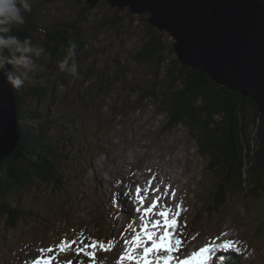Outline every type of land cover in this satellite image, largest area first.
Returning <instances> with one entry per match:
<instances>
[{
    "label": "rangeland",
    "instance_id": "374dc122",
    "mask_svg": "<svg viewBox=\"0 0 264 264\" xmlns=\"http://www.w3.org/2000/svg\"><path fill=\"white\" fill-rule=\"evenodd\" d=\"M31 3L25 18L33 24V43L42 44L48 31L74 22L85 45L75 57L79 78L62 73L49 60L37 77L42 81L37 83L47 86L45 97L24 101L20 124L40 122V116L28 117L34 107L57 124L48 130L47 139L58 154L67 153L66 179L55 187L34 181L17 197L16 208L26 213L7 227L0 219V264H33L42 255L51 257L50 264H89L86 253L92 249L85 245L104 243L108 235L119 237L124 226L142 217L131 190L139 188L142 197L151 199L160 185L157 180L164 182L169 198L160 211L179 212L175 236L181 244L174 254L186 256L210 247L226 256L231 249L221 245L232 242L241 254L239 264H264V186L253 196L245 193L250 188L246 181L245 191L228 196L220 214L209 212L215 178L204 168L207 159L198 153L185 124H166L160 101L179 73L174 38L160 31V61L135 59L143 43L159 31L147 22L146 13L133 15L104 1L93 7L86 0ZM152 86L154 94L145 95ZM256 134L251 124L247 136L254 148ZM135 177L141 187L135 186ZM124 200H130V212ZM59 241L65 242L70 256L59 253ZM49 248L51 253L40 251ZM80 249L84 251L78 253ZM100 250H94L95 256ZM217 258L213 255L206 264H219Z\"/></svg>",
    "mask_w": 264,
    "mask_h": 264
},
{
    "label": "trees",
    "instance_id": "16d2710c",
    "mask_svg": "<svg viewBox=\"0 0 264 264\" xmlns=\"http://www.w3.org/2000/svg\"><path fill=\"white\" fill-rule=\"evenodd\" d=\"M32 26L29 18L24 26L18 31L14 29V32L21 39L31 38ZM77 26L74 22H67L46 33L42 44L51 53L50 61L57 64L63 59L68 41L76 43V55L83 50L85 42ZM161 34L160 31H154L134 58L149 62L156 57L160 61L164 49ZM178 64L175 60L178 76L174 74L169 84L170 90L163 96L159 106L166 115L169 127L186 125L189 135L196 142L198 153L207 159L204 168L215 178L209 191L211 199L207 202L208 211L220 214L228 196L245 191L246 181L250 188L245 193L255 196L263 189L264 114L256 110L252 99L217 85L198 69ZM13 91L19 123L24 118L22 107L25 99L33 97L41 101L46 95L47 86L36 83ZM144 94H154V86ZM38 111L37 107L32 108L28 117L32 114L40 116V122L32 125L19 123L17 145L12 153L0 161V219L4 218L6 227L12 225L17 217L24 218L26 211L16 208L15 204L17 197L29 184L38 181L55 187L66 179L67 153L58 154L47 139L48 130L57 124ZM248 113H251L250 119L247 118ZM251 124L256 127L257 148L247 136ZM239 259L240 251L232 248L229 255L224 257L223 264L239 262Z\"/></svg>",
    "mask_w": 264,
    "mask_h": 264
},
{
    "label": "water",
    "instance_id": "95a60500",
    "mask_svg": "<svg viewBox=\"0 0 264 264\" xmlns=\"http://www.w3.org/2000/svg\"><path fill=\"white\" fill-rule=\"evenodd\" d=\"M99 1L146 13L150 25L174 38L181 65L252 99L264 114V0H86L89 7ZM19 135L16 96L0 73V161L14 151Z\"/></svg>",
    "mask_w": 264,
    "mask_h": 264
},
{
    "label": "clouds",
    "instance_id": "9594fccd",
    "mask_svg": "<svg viewBox=\"0 0 264 264\" xmlns=\"http://www.w3.org/2000/svg\"><path fill=\"white\" fill-rule=\"evenodd\" d=\"M31 11V0H0V73L14 90H19L25 84L42 82L37 77L46 71L45 64L52 58L43 44L33 43L29 37L21 39L14 32V29L18 31L26 24L25 13ZM40 31L43 32V29ZM76 47L75 42L68 41L66 54L57 62V66L62 73L79 78Z\"/></svg>",
    "mask_w": 264,
    "mask_h": 264
},
{
    "label": "snow or ice",
    "instance_id": "6c2138e0",
    "mask_svg": "<svg viewBox=\"0 0 264 264\" xmlns=\"http://www.w3.org/2000/svg\"><path fill=\"white\" fill-rule=\"evenodd\" d=\"M136 195L138 203L143 205L145 198L141 196V189L137 188ZM159 199V197H156L152 200L149 206L143 209V215L141 219L143 220L144 217H148L153 214L160 217L161 219L144 222L141 226L140 234H133L130 241H125V245L128 247H126L125 253L120 256L117 264H122L125 259L130 262H134V264H172L174 260L173 253L179 251L181 244L180 239L176 238L175 236V229L178 227L177 217L179 216V212L171 209H165L163 211L156 212L155 210L158 207ZM177 208H179V205H177ZM137 211L139 212L140 209L138 208ZM149 227H151V231H149ZM157 229H161V231L158 233L156 231ZM148 242H150V246H147ZM113 246L114 245L111 241L108 242L107 246L103 242L91 241L85 245V247L92 249V251H88L86 254L90 259L95 261L94 250L97 247H99L101 250L108 251ZM68 247H71V245H68ZM141 247V254H133L137 249H141ZM58 248L60 251H65V242L61 241L58 245ZM221 248L225 250L232 249L233 244L232 242H226L221 245ZM40 251L42 254L45 251L51 253L53 249H41ZM81 251H84V249L78 250V253ZM162 252H166L167 255H160L159 253ZM153 253H156L155 261L149 259ZM213 255H215V250L213 248L203 247L198 252H194L191 257L177 260L176 264H206V261L211 260ZM223 259V256L218 257L219 261H222ZM50 261L51 257L45 258L42 255L33 261V264H50Z\"/></svg>",
    "mask_w": 264,
    "mask_h": 264
},
{
    "label": "bare ground",
    "instance_id": "6f19581e",
    "mask_svg": "<svg viewBox=\"0 0 264 264\" xmlns=\"http://www.w3.org/2000/svg\"><path fill=\"white\" fill-rule=\"evenodd\" d=\"M167 179V178H166ZM134 182H136L135 186H139L141 187V182H138L136 180V177L133 179ZM138 182V183H137ZM158 184L160 185H157L156 188H155V192H157L151 199H149L148 197L145 198L144 200V204L141 205L140 203H138V201L135 199V195H136V190L137 188H135L134 190H131L132 193H134L132 196H131V199L133 201V203H136V204H140V212L142 211L143 212V209L147 206H149L152 202L153 199H155L156 197H159V203H158V207L157 209L155 210L156 212H159L161 210V205H166L168 203V197H167V193L166 192V189H165V185H164V182H161L159 180H157ZM150 189V188H149ZM160 189V191H159ZM118 190V189H117ZM120 190V189H119ZM148 190V189H147ZM121 191V190H120ZM122 192V191H121ZM126 191L123 190V193H125ZM122 193V194H123ZM151 193V192H150ZM165 193V194H164ZM142 194V192H141ZM120 195V194H119ZM125 195V194H124ZM123 195H121L120 197L121 198H124L122 197ZM151 197V196H150ZM170 197V196H169ZM127 197H125V200H126ZM124 200V203L128 205V202L130 201H125ZM128 200V199H127ZM123 203V204H124ZM170 203V202H169ZM161 204V205H160ZM171 204V203H170ZM127 209L129 210V212L133 209V207H130V205L127 206ZM137 212V211H136ZM133 213V212H132ZM140 214V213H139ZM135 215V214H134ZM157 219H161L159 217H157L156 215H150L148 217H144V219L142 220L141 217H137L132 223H130L129 225L127 226H124L120 232V236L117 237V236H111V235H108L106 236V239H105V242L104 244L107 246L108 242L111 241L112 244L114 245L113 247H111L110 250L108 251H104V250H100L98 252V255L95 256V261H93L92 259H89L87 260L89 262V264H117V261L119 260L120 256L122 254L125 253L126 251V246L125 245V241L126 240H131L133 234H140V227L142 226L143 224V221L146 222V221H152V220H157ZM59 222V221H58ZM139 222V223H138ZM137 223L139 224V226H137ZM124 224V223H123ZM149 231H151V227H149ZM158 233L161 231L160 229H157L156 230ZM125 237V238H123ZM91 251V250H89ZM135 255H139L141 254V251H136L135 253H133ZM160 254V253H159ZM226 255H229V252L226 253ZM152 257H155L154 254H152ZM237 259V258H236ZM134 264V262H130L128 261L127 259H125L122 264ZM85 264H87V262H85ZM232 264H239V262H235V263H232Z\"/></svg>",
    "mask_w": 264,
    "mask_h": 264
}]
</instances>
